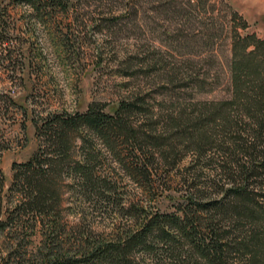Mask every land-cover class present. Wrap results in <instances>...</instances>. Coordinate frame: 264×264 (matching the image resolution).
<instances>
[{
    "label": "rangeland",
    "instance_id": "374dc122",
    "mask_svg": "<svg viewBox=\"0 0 264 264\" xmlns=\"http://www.w3.org/2000/svg\"><path fill=\"white\" fill-rule=\"evenodd\" d=\"M68 3L66 12L47 8L38 16L23 0H0V36L7 40L0 46V264H45L48 253L51 234L42 218L37 222L17 207L16 176L40 150L37 127L55 115L85 114L93 104L115 116L123 103L135 102V91L147 93L155 113L167 110L171 103L192 100L188 90L163 87L171 75L179 81L190 68L208 72L213 82L211 90L193 96L195 101L228 99L233 31L264 39V0ZM130 118L135 124V107ZM129 152L124 139L86 128L75 134L72 158L61 164L54 180L58 200L50 218L43 216L58 223L57 248L76 254L83 251L84 237L94 243L120 235V224L129 228L134 221L135 201L143 200L149 213L178 214L192 194L219 197L225 185L208 160L195 164L192 155L181 152L175 168H161L149 196L131 175L135 158ZM86 154L92 184L69 169ZM102 197L111 198L110 205ZM187 249V264H205L197 256L191 261Z\"/></svg>",
    "mask_w": 264,
    "mask_h": 264
},
{
    "label": "trees",
    "instance_id": "16d2710c",
    "mask_svg": "<svg viewBox=\"0 0 264 264\" xmlns=\"http://www.w3.org/2000/svg\"><path fill=\"white\" fill-rule=\"evenodd\" d=\"M23 1L38 16L47 8L70 9V0H52L51 5L41 0ZM6 43L1 35L0 46ZM190 70L179 81L171 75L163 87L188 90L192 100L171 103L160 113L154 112L147 93L135 91V102L123 103L114 110L115 116L102 113L99 105L93 104L85 114L55 115L37 127L40 150L19 167L15 184L21 188L17 207L37 222L42 218L43 227L51 234L45 264H166L165 258L171 264H187L185 246L191 261L197 256L205 264H231L234 259L264 264V39L233 31L228 99L195 101L193 96L211 90L213 82L208 72ZM134 107L135 124L130 118ZM82 128L130 144L129 154L135 158L131 175L149 196L156 191L154 178L160 176L161 168H175L181 152L192 155L195 164L208 160V165L215 166L219 183L226 180L225 185L216 193L219 197L192 194L178 214L149 213L143 200L135 201L130 208L134 221L129 228L120 224V235L94 243L84 237L79 242L83 251L63 252L56 247L57 221L46 222L43 216L50 218L54 210L58 200L54 180L61 164L72 158V141ZM89 160L90 155H83L69 168L85 184L93 182V174L87 170ZM103 199L110 205L111 198Z\"/></svg>",
    "mask_w": 264,
    "mask_h": 264
}]
</instances>
